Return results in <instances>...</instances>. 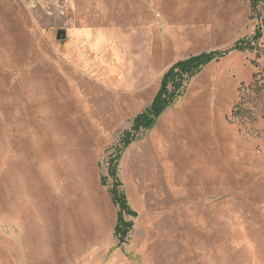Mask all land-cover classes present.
Instances as JSON below:
<instances>
[{
  "label": "rangeland",
  "instance_id": "1",
  "mask_svg": "<svg viewBox=\"0 0 264 264\" xmlns=\"http://www.w3.org/2000/svg\"><path fill=\"white\" fill-rule=\"evenodd\" d=\"M258 29L116 157L174 63ZM0 264H264V0H0Z\"/></svg>",
  "mask_w": 264,
  "mask_h": 264
},
{
  "label": "trees",
  "instance_id": "2",
  "mask_svg": "<svg viewBox=\"0 0 264 264\" xmlns=\"http://www.w3.org/2000/svg\"><path fill=\"white\" fill-rule=\"evenodd\" d=\"M261 37V32L258 29L255 35L251 38H243L235 42V44L225 51H209L190 56L187 59L174 63L161 77L158 91L153 97L150 105L145 110L136 116L133 120L130 129L123 132L120 142L122 148L118 151V155L125 149L136 136L144 130H148L155 123L158 116L182 96L185 88V83L196 75L207 64L217 61L226 56L230 51H246L252 50L250 44L257 42ZM115 157V159H117ZM117 162L109 164V175L114 180L113 187L110 193L113 195V203L118 207L117 221L114 228V236L119 237V241L123 242L128 232L133 226L131 220H126L125 216L132 218L136 217V213L131 211L126 203L125 196L118 191L120 182L116 176ZM106 179H102L105 183Z\"/></svg>",
  "mask_w": 264,
  "mask_h": 264
}]
</instances>
